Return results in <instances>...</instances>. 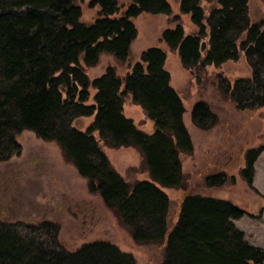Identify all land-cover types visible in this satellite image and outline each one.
<instances>
[{"label":"trees","instance_id":"trees-1","mask_svg":"<svg viewBox=\"0 0 264 264\" xmlns=\"http://www.w3.org/2000/svg\"><path fill=\"white\" fill-rule=\"evenodd\" d=\"M215 2L206 15L201 3ZM99 5L91 23L79 20L75 0H0V161L20 151L16 135L27 129L61 147L88 190L98 195L140 243L163 244L161 264H264V249L245 239L234 220L246 210L218 197L183 192L176 220L170 219V198L163 188L185 189L181 155L193 152L184 123L185 107L170 84L163 49L150 46L123 76L114 67L92 79L86 68L102 53L118 61L129 57L137 29L132 17L142 12L170 15L168 0H130L119 11L117 0H91ZM196 32L185 34L180 17L161 33L185 68L220 66L244 51L252 77L219 90L239 110L264 105V23H251L248 0H179ZM243 34L241 40L240 36ZM205 42L202 38L206 37ZM92 90V92H91ZM129 97L152 122V131L125 116ZM91 99V100H90ZM90 100V101H89ZM91 117L85 129L77 118ZM211 120L205 125L206 120ZM192 122L208 129L216 115L197 101ZM101 142L138 150L149 179L125 180L110 164ZM264 143L249 147L240 170L253 185L254 164ZM223 171L206 176V186L225 180ZM232 180V179H231ZM23 224L25 234L16 226ZM60 226L0 221V264H136L133 255L107 240H92L74 249L59 242Z\"/></svg>","mask_w":264,"mask_h":264},{"label":"rangeland","instance_id":"rangeland-1","mask_svg":"<svg viewBox=\"0 0 264 264\" xmlns=\"http://www.w3.org/2000/svg\"><path fill=\"white\" fill-rule=\"evenodd\" d=\"M75 1L81 8L79 20L93 22L100 6L91 4V0ZM117 1L119 11L124 13L130 0ZM168 2L172 10L170 15L142 12L132 17L137 33L125 61L102 53L99 62L86 68V73L92 79L101 75L107 66H112L118 75L123 76L140 60L143 50L150 46L163 49L166 53L164 66L170 74V84L183 100V119L193 142V152L181 155L185 189L163 188L171 201V222L176 220L183 192L226 199L246 210L234 223L243 231L246 240L264 249V150L254 164L256 191L248 187L240 174L245 165L246 150L264 143V105L239 110L218 87V84L232 86L240 78L252 77L253 69L244 51H240L236 60H227L217 67L208 64L202 69L185 68L177 51L171 50L160 36L165 28L175 25L174 15L180 17L185 34L196 32L197 27L190 21L188 13L180 11L179 0ZM201 5L207 15L216 3L203 1ZM248 17L251 23H264V0H248ZM242 38L243 34L239 40ZM202 40L207 42V36ZM200 100L205 101L216 115L215 124L208 129L197 127L191 119L193 106ZM123 112L142 130L152 131V122L129 97L125 99ZM90 121L91 117L77 118L73 124L85 129ZM210 123L208 118L205 125ZM16 141L20 151L0 161L1 222L50 220L59 224V242L67 249L77 248L87 241L107 240L131 253L136 264H161L163 244L136 242L101 198L88 190L87 180L65 158L56 141L43 140L27 129L17 133ZM101 147L111 166L125 180L149 179L136 148L111 147L102 142ZM220 171L226 174L223 183L217 187L206 186V176ZM22 225L16 228L25 234Z\"/></svg>","mask_w":264,"mask_h":264},{"label":"water","instance_id":"water-1","mask_svg":"<svg viewBox=\"0 0 264 264\" xmlns=\"http://www.w3.org/2000/svg\"><path fill=\"white\" fill-rule=\"evenodd\" d=\"M121 13H123V12H121Z\"/></svg>","mask_w":264,"mask_h":264}]
</instances>
